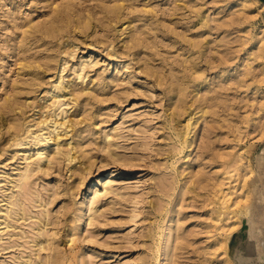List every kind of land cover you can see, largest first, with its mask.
Masks as SVG:
<instances>
[{
    "label": "rangeland",
    "instance_id": "rangeland-1",
    "mask_svg": "<svg viewBox=\"0 0 264 264\" xmlns=\"http://www.w3.org/2000/svg\"><path fill=\"white\" fill-rule=\"evenodd\" d=\"M68 2L73 6H69ZM234 2L237 3L236 0H0V105L6 94L11 92L9 88L16 84V100L25 101L27 108L30 107L24 111L25 116L20 115L18 109L13 113L4 110L6 114L0 109L3 117L0 131L5 137L9 136L5 133L11 119L16 117H21L24 127L37 130L45 114L42 111L45 107L40 108L42 113L38 111L39 106L51 103L47 92L53 88L60 75L64 76L65 82L70 80L67 83L69 85L76 81L80 84L77 85L78 88L88 86L101 92L100 85H93L97 76L101 75L110 86L114 84L106 87L104 94L100 92L97 97L101 101L94 99L93 102L89 98L90 103L86 107L82 103L87 101L81 100V105L74 106L71 105L72 96H65L64 101L71 99L70 104L62 106L68 109L71 105L67 116L65 114L66 119L71 118L69 123L73 119L80 121L74 127L78 131L85 129V132L81 131V135L85 137L78 138V134L70 137L71 127L68 125L71 124L66 122L67 129L65 124V129L62 130H68V135H64L65 131H61V128L58 133L61 135L63 132L60 139L67 150L70 149V144L76 146L77 150L71 148L75 150H71L74 158L71 163L67 159H63V162L61 160V163L56 164H60L59 166L55 165L47 174L34 178L31 182L34 191L45 196L54 194V201L48 207L53 213L50 212L51 218L53 217V221L57 220L54 221L57 224L51 222L47 226L51 234L45 238L50 242V250L46 248L40 252L43 261L46 259L45 264H55V261L58 264H264V255H261L264 253V236H258L264 234V121L259 117L262 111L259 110L258 99L262 98L249 88L254 83L264 88V76L257 68V63L262 60L259 51L248 47L262 18L259 13L253 14L257 3L242 1L234 5ZM260 3L264 5L262 0ZM62 4L70 13L63 12L64 18H60L61 23L58 24L60 27L64 25V20L61 19H66L68 27L67 23L70 21L67 19L70 14L75 20L80 13L79 18L82 21L85 18L86 21L78 25L87 24L84 26L88 29L72 27L74 24L71 26L69 23L70 28L65 26L67 29L63 27L60 30L67 39L63 35L65 39L59 37L60 40L55 38V41L51 37L50 40L43 33L42 38L40 30L44 25L48 22L50 23L45 27L56 24L53 21V16H56L54 6L57 5L58 10H64L58 8ZM115 4L122 9H117L120 7ZM107 5L111 7L108 11L112 12V6L118 11H114V8L111 14L107 11ZM103 7H107L106 12ZM60 11L57 12L61 14ZM50 13L55 14L52 15V20ZM46 19L51 20L52 25ZM39 22L44 24L41 29ZM32 24L38 25L39 29ZM36 29L40 32L34 34ZM23 32H27L26 35ZM28 32L33 34L29 35ZM134 34L138 40L131 37ZM73 35L75 36L71 37ZM129 37L133 41L129 40L128 45L126 39ZM134 40L141 43L134 45ZM68 45H72V48L67 49ZM66 46L67 51H73V54L67 52L72 57L62 52ZM114 52L117 53L113 54ZM247 54L248 57L245 58ZM47 56L54 57L50 58L53 67L39 73L38 70H24L19 65V60L34 62L35 58H42V61ZM65 57L67 63L61 65H66V68L58 69L54 61L62 62ZM84 58L92 67L84 82L80 83V78L76 79L72 70H76V62ZM35 73L41 77L40 83L34 86L24 83V80L30 79ZM196 78H202V81ZM112 79L115 82L111 83ZM86 82L88 83L85 84ZM199 82L197 86L196 83ZM118 95L122 97L118 98ZM179 98H183L186 103L182 100V104H179L181 109L173 108V103H178ZM31 103L32 106H29ZM182 105L186 106L187 111H183ZM81 109L84 116L87 115L85 117L91 116V122H83L85 117ZM173 113L177 117L176 121L171 120ZM189 115L192 117L190 121H193L189 134L192 143L180 152L178 146L181 140L171 126L181 128ZM37 116H41L40 121ZM34 119L39 121V125ZM0 123L2 124V120ZM29 124L31 125L27 126ZM105 133L109 135V143L121 155L120 158L113 159L103 150L102 145L108 144L106 141L103 143ZM30 139L28 144H14L15 146H5L8 142L0 140V199L5 192L14 191L19 194L18 188L12 187L9 180L15 177L20 164L23 167L27 163L21 158L24 156L21 154L22 148L26 145L32 147L33 151L30 150V153L35 155L32 152L40 146L39 143L32 142L33 138ZM78 142H81L79 147L85 151L90 163L87 157L82 156L81 159L82 150L79 152ZM238 152H241L239 161L250 163L251 172L247 173L245 182L239 172L232 170L234 155ZM91 161L92 165L88 167ZM80 164L90 168V171ZM74 167L82 172L70 173ZM114 168L116 172L114 176H110V171ZM246 170L240 171L244 173ZM77 174L86 175L85 178H79L81 181H77ZM98 175H102L104 181L109 179L112 187L105 193V197L103 195L101 199L92 198L89 201L88 190L96 183ZM75 181L79 182V186ZM243 183L247 193L244 192ZM220 188L224 189V193L232 192L226 205L219 202ZM253 188L257 190L254 194ZM245 195L248 196V203L253 206L250 209L252 215L244 212V207L239 205L242 200L236 206L231 202L239 198L244 200ZM22 196V204H27L32 214L40 210V207L34 206V202L28 199V195L26 200ZM3 205L4 201L0 200V222L4 221ZM95 206L98 211L94 215H100L96 218L91 215L90 217L95 218L92 221L91 218L87 219V215L90 213L89 209ZM66 207L68 212H63ZM72 207L76 208L72 210ZM83 212H86V216L79 224L78 218ZM250 217L253 219L251 226L256 224L258 231H254L253 236H249L248 231L231 236L235 230L246 229ZM259 217L262 218L258 219ZM66 221H69L68 224ZM32 222V219H20L18 222L14 220L10 221L13 224L10 227H4L5 223H0V264H25L28 260L33 261L34 243L29 240L32 239L33 242L36 236H31ZM169 225L173 231L165 229ZM69 228H73V231ZM170 232L171 235L167 236ZM73 235L76 242L69 241ZM57 245L58 248L55 247ZM247 245V253H244ZM45 251L47 257L44 255ZM53 251L54 254L51 253ZM49 255L52 258L55 255L56 260ZM67 256L73 258V261L66 260ZM35 259L34 257L33 262H36Z\"/></svg>",
    "mask_w": 264,
    "mask_h": 264
},
{
    "label": "bare ground",
    "instance_id": "bare-ground-1",
    "mask_svg": "<svg viewBox=\"0 0 264 264\" xmlns=\"http://www.w3.org/2000/svg\"><path fill=\"white\" fill-rule=\"evenodd\" d=\"M237 1V3L236 2H234V5H237V4H239L240 2L242 3V1H245V2H248L249 4H254V3H257V5H256V11L253 13V14H258L259 13V16H260V14H261V10H262V8H264V5H262L261 3H260V0H239V2H238V0H236ZM262 3H264V2H262ZM59 4V3H58ZM71 3L70 2H68V5L69 6H73V5H70ZM121 4V3H120ZM49 5V4H48ZM53 5V4H52ZM115 5H117V4H115ZM60 5H58V8L60 9V8H63V4L61 5V7H59ZM65 6H67V3H66V5ZM118 6V5H117ZM116 6V7H117ZM122 6V5H121ZM124 6H125V4H124ZM53 6H50V9L52 8ZM55 7V14H56V16L54 17L53 16V21H54V23H56L55 25H52V15H55V14H49V15H51V20H48V19H46L47 21L46 22H48V21H51V25L52 26H50V27H45L48 23H50V22H48L46 25H44L46 22H43V21H45V20H43L42 21V23H44V24H42L41 22H39V23H41V24H38V25H40L39 26V28L40 27H42L43 25H44V27H43V29L42 30H40V31H42V32H40V31H38L37 29H36V31L35 32H33L34 34H36V32L37 33H39L40 32V36H41V34L43 33L44 35H46V38L47 37H50V40H51V37L55 40V38H64V34H63V32L62 31H60V30H62V28L64 27L65 28V26L67 27V25H66V19H61V20H64L63 22L64 23H62V24H64V25H61V27L58 25L59 24V22H60V18H64V17H62V14H64L63 12L64 11H66L65 13L67 14V13H70V12H67V10H65L66 8H63L64 10H62V9H60V10H62V11H60V10H58V9H56L57 8V5H55L54 6ZM108 7V8H107ZM107 7H103L104 9H105V12H106V8H107V11H108V9H109V7L110 6H108L107 5ZM118 7H120V6H118ZM111 8V7H110ZM112 8L113 9H111L112 10V12H113V10H114V8L115 7H113L112 6ZM53 9V8H52ZM72 9L74 10V8L72 7ZM71 8H70V10H72ZM117 9H122L121 7L120 8H117ZM116 8H115V10L114 11H118ZM69 9H68V11H70ZM53 11V10H52ZM57 11H60V12H62L61 14L59 13V12H57ZM104 11V10H103ZM110 11V10H109ZM108 11V12H109ZM107 12V13H108ZM111 11H110V13L111 14H113ZM72 13V12H71ZM106 13V14H107ZM119 13L120 12H118L117 13V15H119ZM65 14V15H66ZM111 14H107L108 16L110 15L111 16ZM114 14H116V12H114ZM47 15V14H46ZM69 15V14H68ZM67 15V17L66 18H68L69 16ZM76 15H78L77 13H76ZM80 15V16H79ZM79 15L78 16H74L75 17V20H74V18L72 19V17H73V15H71L70 14V17L67 19V20H69L70 22V24H71V26L72 27H79L80 25H81V23L83 24L85 21H86V19L84 18V21H82V19H80L79 17H81V14L79 13ZM90 15V14H89ZM106 15V16H107ZM64 16V15H63ZM113 16V15H112ZM115 16V15H114ZM113 16V17H114ZM48 18H49V16H48ZM83 18V17H82ZM108 18V17H107ZM115 19H116V17H114ZM114 18H113V20H114ZM55 20H56V22H55ZM59 20V21H58ZM88 20V19H87ZM110 20H112L111 19V17H110ZM123 20H125V19H123ZM261 21L257 24V28H256V30L254 31V36H253V40H252V42H251V45H249L248 47L249 48H251V49H256V50H258L259 51V54H260V56H261V58H262V60L260 61V62H258L257 63V68H259V70H260V73H261V75L262 76H264V19H260ZM115 21V20H114ZM126 21V20H125ZM110 22V21H109ZM128 22V21H127ZM61 23V22H60ZM69 23H67L68 24V27L67 28H70L69 27ZM78 24H80V25H78ZM91 24V23H90ZM32 25H34V24H32ZM37 25V26H38ZM42 25V26H41ZM85 26L87 25V24H84ZM84 25H82V26H80V27H85ZM89 25V24H88ZM121 25V24H120ZM124 25V24H123ZM36 26V24L34 25V27ZM36 26V28H38ZM28 27V26H27ZM30 27V26H29ZM121 27H122V25H121ZM33 28V27H32ZM38 28V29H39ZM67 28H65V29H67ZM123 28H125V27H123ZM128 28V27H127ZM30 29H31V27H30ZM34 29V28H33ZM32 29V30H33ZM41 29V28H40ZM75 30H77V29H79V28H74ZM83 29H88V27H85V28H83ZM64 30V29H63ZM81 30V29H80ZM80 30H78V31H80ZM117 30V29H116ZM118 30H120V29H118ZM24 31V30H23ZM28 31H29V29H28ZM74 31V30H73ZM84 31V30H83ZM123 31H125L124 29H123ZM60 32H62V33H60ZM67 33H68V30L66 31ZM81 32V31H80ZM27 33V32H26ZM26 33L24 34V32L22 33V34H24V35H26ZM33 33H31V34H33ZM69 33H72V31H70ZM81 33H83V32H81ZM28 34H29V32H28ZM27 34V35H28ZM31 34H29V35H31ZM74 34V33H73ZM28 35V36H29ZM44 35H42V36H44ZM64 35V36H63ZM69 35V34H68ZM67 35V36H68ZM72 35V34H71ZM23 36V35H22ZM41 36V37H42ZM61 36H63V37H61ZM75 35H73V36H71V37H74ZM135 36V34L133 35V36H131V37H133V38H135L136 39V37H134ZM29 37H31V36H29ZM35 37V36H34ZM66 37V36H65ZM70 37V36H69ZM68 37V38H69ZM131 37H129V39H126V42H128V45H129V40H131ZM38 38V37H37ZM43 38V37H42ZM60 38H59V40H60ZM40 39V38H39ZM39 39H37V40H39ZM65 39V38H64ZM64 39H62V40H64ZM66 39H67V37H66ZM26 40V39H25ZM24 40V41H25ZM53 40V41H54ZM70 40H73V38H71ZM136 40H138V39H136ZM33 41V40H32ZM44 41H45V38H44ZM55 41H57V40H55ZM131 41H133V39L131 40ZM135 41V40H134ZM50 42V41H49ZM62 42V41H61ZM140 43H141V41H139ZM20 43H22V42H20ZM131 43V42H130ZM136 43H138V41L136 42L135 41V43L133 42V44L135 45ZM140 43H138V44H140ZM24 44V43H23ZM26 44H28V43H26ZM30 44V43H29ZM72 44V43H71ZM137 44V45H138ZM57 45V44H56ZM55 45V46H56ZM136 45V46H137ZM55 46H53V48L52 49H54V47ZM57 46H60V45H57ZM64 46V45H63ZM75 46H76V44H75ZM126 46V45H125ZM124 46V47H125ZM131 46H132V44H131ZM136 46H134V47H136ZM141 46V45H140ZM49 47V46H48ZM69 47H71L72 48V45L70 46V45H68V48H67V46L64 48V49H62L63 51L62 52H64L66 55H67V52H69V51H67V49H69ZM123 47V48H124ZM133 47V48H134ZM138 47H139V45H138ZM30 48V47H29ZM51 48V47H50ZM50 48H48V49H50ZM67 48V49H66ZM71 48H70V50H71ZM75 47H73V49H74ZM129 48V47H128ZM128 48H126V49H128ZM132 48V47H131ZM47 49V48H46ZM56 49V48H55ZM113 49V48H112ZM125 49V51H127V52H130V51H128V50H126ZM114 50V49H113ZM113 50H111V51H113ZM121 50H122V48H121ZM124 50V49H123ZM122 50V51H123ZM135 50V49H134ZM15 51V53H16V50H14ZM59 51V50H58ZM110 51V52H111ZM117 51V50H116ZM120 51V50H119ZM109 52V51H108ZM70 53V52H69ZM68 53V54H69ZM72 54H73V51L71 52ZM70 53V54H71ZM115 53H117V52H114L113 54H115ZM118 53H124V52H118ZM126 53V52H125ZM130 53H132V52H130ZM67 55V56H73V55ZM109 54V53H108ZM133 55H135V54H133ZM54 56V55H53ZM52 56V57H53ZM122 56V55H121ZM51 56H47V57H45L46 58V60H42V61H40L41 59H38V58H35V60H34V62H33V60H32V62H24L23 60H19L20 62H19V65H20V67L22 68V69H24V70H28V71H31V72H34L35 70H38L37 72L39 73V72H42V71H45L46 69H48V68H51V67H53V66H51V62H52V60L50 59V58H52ZM55 57V56H54ZM53 57V58H54ZM246 57H248V54L247 55H245V58ZM68 58H70V57H68ZM137 58H138V55H137ZM79 59H81V58H79ZM78 59V60H79ZM85 59V58H84ZM80 60L79 62H76L77 64H78V66L76 67V70H72L73 72H74V75H75V78L77 79V78H80V80H79V82L81 81L82 83L84 82V78H85V76H87V73H88V71L90 70V67H92V65H91V63H88L87 62V59H85V60ZM54 60V59H53ZM56 60V59H55ZM27 61V60H26ZM31 61V60H30ZM54 62H56V65L58 66V69H60L61 67H62V65L61 64H63L64 65V63L66 62L67 63V61H66V57H65V60L63 61V59H62V62L61 61H58V60H56V61H54ZM91 62V61H90ZM18 63V62H17ZM53 63V62H52ZM53 65V64H52ZM66 66V65H65ZM65 66H63L62 67V69L61 70H64V68H66ZM72 66H74V65H72ZM76 66V65H75ZM69 68H71V67H69ZM40 70V71H39ZM61 70H60V72H61ZM59 72V71H58ZM38 73H35L33 76H31V78L30 79H28V80H24V83H26L28 86H34L35 84H37V83H40V78L41 77H39V75H38ZM58 77H59V79H58ZM57 77V82H55V84H53V88H51V90L49 91V92H47L48 93V95H49V100L51 101V103H47V105H45V104H42V105H40V103L38 104V106H39V109L41 108L42 109V107H43V109H44V107H45V109L44 110H42L43 112H45V114H43V117L41 118V116H40V118L42 119V123L40 122L39 124H41L38 128H37V130L35 131H32L33 129L31 128V130L30 129H28L29 127H24V122L23 121H21V117H16V118H13V119H11V123H10V125L8 126V128H7V131H6V133L5 134H8L9 136H7V137H5L4 136V133H2V130L0 131V140H4V142L6 141V142H8V140L10 139L11 141H9L8 143H9V145H8V143L7 144H5V146L7 145V146H15L14 144H23V143H29V142H31V141H29V142H27L29 139H30V136H31V139L30 140H32V138H33V143L34 144H36V143H39V145L40 146H38V147H36L34 150V152H32L33 154H35V155H32L31 153H30V150L32 149V147H27V145H26V147H24V148H22V155H24V156H21V158H22V160L23 159H25V161L27 162L26 164L24 163V165H23V167H20V165H19V168H18V170H16L17 172H15L16 173V175H15V177L13 176L9 181H11L12 182V187H17L18 188V193L20 194L21 192V196L24 194V196H22V197H25V198H23V199H25L26 200V198L28 197V199H30V201H33L34 202V206H38V207H40V210H38L35 214H32L31 213V210H30V208L28 209V206H27V204L25 205V204H22V201H21V196L19 197V194H15L14 193V191H11L10 193H8V192H5L3 195H2V198L0 199L1 201L3 200L4 201V207L2 206V211H5V214H4V212L2 213V211H1V213L3 214V216L2 217H4L3 219H4V221L3 222H0V223H5V225H4V227H10V226H13V224L12 223H10V221H14V220H16V222H18L20 219H22V220H26V219H32L33 220V224L30 226V228H31V236H33L32 238H34L35 236V238H34V240H33V242H32V239L31 240H29V242L31 241V243L33 244L34 243V246H32V247H34V250H35V252H33L32 250V252H33V256L36 258L35 260H36V262H33L34 261V257L32 258L33 259V261L31 262V261H29L28 260V262L27 263H25V264H45V262H46V259L43 261V255H42V257H41V254H40V252H42V250H45L46 248H48V245H49V240H47L46 238H45V236H49V234H51V233H49V228H47V226L49 225V224H51V222H52V224L53 223H55L54 221H56L57 222V220H54L53 221V217L51 218V214H50V210H49V208L50 207H48V204L50 203V204H52V201H54L53 200V198H52V196L54 195V194H49V195H47V196H45V195H43L42 193H39L38 191H34L33 190V188H31V186H33V184L31 183V182H33L32 180L35 178H38V177H40V176H42V175H44V174H47L48 173V171L49 170H51V169H53L54 167H55V165L57 164V163H61L60 161L62 160V162L64 161V160H70V161H68L69 163H71V161H72V159L74 158V154H72V152H75V150L73 151L72 149L73 148H75L76 150H77V148H76V146L75 145H72L71 146V144L69 145L70 146V149H68L67 150V148H65L66 147V145H64V144H62L61 142H62V138H61V135H63L62 133L64 132V135L66 134V135H68V130H62V129H65L64 128V125L66 126V129H67V125L68 124H71V125H68V127L70 126L71 127V133H70V137H74V135H76V134H78L79 136H78V138H84L85 136H83V135H81V131H83V132H85L83 129H81L80 131H78V128L76 129L75 127L78 125V124H80L79 122L80 121H75L74 119H73V116H71L72 117V123H69V121L71 120V118L69 117L68 119H66V116H67V110L69 109V107L71 106V105H74V106H77V105H81V100H85V101H87L86 103H82V106L83 107H86V106H88L89 105V103L90 102H88V100H90L91 99V101H93L94 99H95V101H101V99L99 100V98L97 97L99 94H100V90H96V89H92V88H90V87H88V86H85V87H83V88H78V86L77 85H80L78 82H72L71 83V85H69V84H67L68 83V81H70V80H67L66 82L64 81V76H62L61 77V75L60 76H58ZM174 78H176V77H174ZM177 79V78H176ZM196 79H199V78H196ZM195 79V80H196ZM201 79V80H200ZM199 79V81H202V78H200ZM87 80V79H86ZM180 79H178V81H179ZM177 81V80H176ZM175 81V82H176ZM80 82V83H81ZM91 82H92V80H91ZM113 82H115V80L114 79H112V81H111V83H113ZM197 82H198V80H197ZM88 82H86L85 84H87ZM89 84H90V82H89ZM100 85V87L99 88H101L102 89V94H104V89L107 87H111V86H114V84H112L111 86L107 83V82H105V79L101 76V75H99V76H97L96 77V80H95V82H93V85ZM181 84H182V82H181ZM199 84H200V82L199 83H196V85L197 86H199ZM83 85V84H82ZM52 87V86H51ZM173 88H175V87H173ZM172 88V89H173ZM250 90L254 93V94H256V95H260V98H262V99H258V101H259V110L260 111H262V114H264V88H262L261 86H259V84H253V85H251L250 87ZM10 90L9 91H11V92H9V93H7L6 94V97L3 99V102L1 103V105H0V109H3V110H1L2 112H4V110H5V112H14V110L15 109H18L20 112V115L21 114H23L24 116H25V114H24V111L26 110V108H27V102H23V101H21V100H19V101H17L16 100V98L18 97V95L16 94V89H17V85L16 84H13L10 88H9ZM175 90V89H174ZM183 90V89H182ZM176 91H178V90H176ZM179 93V92H178ZM175 94H177V93H175ZM47 95V96H48ZM69 95V97L70 96H72L71 98H72V101H73V103L68 107V109H67V107H66V109L64 108V107H62L63 105H66V103H69L70 101H71V99H70V101H67V100H65L64 101V98H65V96H66V98H67V96ZM44 97V96H43ZM92 97V98H91ZM118 98H120V97H122V95H118L117 96ZM65 98V99H66ZM90 98V99H89ZM40 99V98H39ZM97 99V100H96ZM68 100H69V98H68ZM178 100V99H177ZM182 100L184 101V99L183 98H179V102L177 103L176 102V104H175V102L173 103L174 105H173V108H179V109H181L182 107L180 106L181 104H182ZM40 101V100H39ZM41 102V101H40ZM94 102V101H93ZM185 102V101H184ZM183 102V103H184ZM29 103V102H28ZM34 103V102H33ZM42 103V102H41ZM71 103V102H70ZM69 103V104H70ZM181 103V104H180ZM186 103V102H185ZM184 103V104H185ZM35 104V103H34ZM180 104V105H179ZM44 105V106H43ZM186 105V104H185ZM29 106H32V103H31V105H29ZM90 106H92L91 104H90ZM183 107H184V109H185V107L186 106H184V105H182ZM79 107V106H78ZM93 107V106H92ZM92 107H90V108H92ZM30 108V107H29ZM29 108H27V109H29ZM35 108V107H34ZM34 108H32L31 110H33ZM37 108V107H36ZM82 108V107H81ZM41 109L40 110H38V111H41ZM65 109V110H64ZM78 109V108H77ZM83 109V108H82ZM82 109H81V113L83 112L82 111ZM88 109V108H87ZM183 109V111L185 112V111H187V109H185L184 110ZM80 110V109H79ZM27 111V110H26ZM35 110H33V112H34ZM36 111H37V109H36ZM37 111V112H38ZM41 111V112H42ZM87 110H85V112H86ZM174 111H175V109H174ZM4 112V113H5ZM42 112V113H43ZM76 112V111H75ZM74 112V113H75ZM177 112H180V113H182V111L181 110H177ZM40 113V112H39ZM72 113V112H71ZM81 113H80V115H81ZM179 113V114H180ZM189 113H191V112H189ZM6 114V113H5ZM4 114V115H5ZM63 114H64V118H63ZM65 114H66V116H65ZM85 114V113H84ZM84 114L82 113V115H83V117H85V116H87V115H85L84 116ZM88 114V113H87ZM176 114V113H175ZM178 114V113H177ZM262 114H260L259 115V117L261 118L260 120L261 121H264V115H262ZM3 115V116H4ZM22 115V116H23ZM30 115H32V114H30ZM29 115V116H30ZM35 115V114H34ZM39 115V114H38ZM42 115V114H41ZM172 115H174V113L172 114ZM190 115H192V114H190ZM190 115H189V117H187L186 118V122L185 123H183V124H181V128L179 127V126H171L172 128H174V129H172V131L173 132H175L176 131V134L175 135H177V138H180V140H181V142H180V145L178 146L179 147V151L181 152L183 149H185V148H187V147H189L190 145H191V143H192V140H191V137H189V134H190V132H191V126H192V128H193V124H192V122L190 121L191 120V118L192 117H190ZM33 116V115H32ZM179 116V115H178ZM38 118L37 119H39V121L41 120L40 118H39V116H37ZM58 117H60L59 119H58ZM175 117H176V115H174V116H172V118H171V120H174L175 119ZM7 118V117H6ZM5 118V119H6ZM27 118V117H26ZM25 118V119H26ZM24 119V120H25ZM35 120L36 122V124H37V121L38 120ZM63 119H66V120H63ZM81 119V118H80ZM176 119H177V117H176ZM176 119H175V121H176ZM0 120H2V124L0 125V127L3 125V117H1V115H0ZM7 120V119H6ZM6 120L4 121V122H6ZM31 120V119H30ZM77 120V119H76ZM79 120V119H78ZM84 120L85 121H83V122H85V123H89V121L90 120H92L91 119V116L89 115V117H85L84 118ZM185 120V119H184ZM27 122H29L28 120H26ZM38 121V122H39ZM254 121H256V120H254ZM9 122V121H8ZM66 122H68V124L66 123ZM91 122V121H90ZM178 122V121H177ZM176 122V123H177ZM7 123V122H6ZM26 123V122H25ZM30 123V122H29ZM35 123H33V125L35 124ZM94 122H92V124H93ZM179 123H180V121H179ZM27 124V123H26ZM39 124H37V125H39ZM77 124V125H76ZM31 124H29V125H27V126H30ZM36 125V126H37ZM86 126L88 125V124H85ZM177 125V124H176ZM75 126V127H74ZM170 127V128H171ZM182 127H183V129H182ZM2 128V127H1ZM59 128H61V131H63V132H61V135L59 134L60 132H59ZM82 128V127H81ZM3 129H4V126H3ZM6 129V128H5ZM59 129V130H58ZM88 129V127L86 128V130ZM89 129H90V126H89ZM57 131V132H56ZM90 131V130H89ZM59 132V133H58ZM105 137H103L104 139H103V143H105L104 141H106V142H108V144H103L102 145V147H103V150L105 151V152H107V154L109 155V156H111V157H113V159H118V158H120L121 157V155H119L118 153H117V151L115 150V149H113L112 148V143H109V138H108V134L107 133H105V134H103ZM27 137H29V139H27ZM61 138V139H60ZM106 139H108V140H106ZM18 140H20V141H18ZM40 141H41V144H40ZM67 141V140H66ZM77 141H80L79 139L77 140ZM3 142V143H4ZM68 142V141H67ZM70 142V141H69ZM76 142V141H75ZM33 144V145H34ZM68 144V143H67ZM73 144V143H72ZM2 145V144H1ZM0 145V146H1ZM4 146V145H3ZM35 146V145H34ZM68 146V145H67ZM68 146V147H69ZM81 147V142H78V150H79V152L82 150V149H80V147ZM177 147V148H178ZM1 148V147H0ZM3 148V147H2ZM72 148V149H71ZM8 150V149H7ZM21 150V149H20ZM71 150H72V152H71ZM178 150H177V152H178ZM31 151H33V150H31ZM174 151H176L175 149H174ZM79 152L77 153V154H79ZM237 155H234V157H235V161H234V163H233V167H232V170H234V171H236V172H239V174L241 175V176H243V180H244V182H245V178L248 176L247 175V173H250L251 172V169L249 168V165H250V163H246V161L244 160L243 162L242 161H239V159H238V157H241V152H238V153H236ZM75 155H76V153H75ZM65 158H64V157ZM82 156H84V157H87L86 156V153H85V151L84 150H82V155H81V157ZM63 157V158H62ZM76 157H77V155H76ZM80 157V158H81ZM79 158V159H80ZM89 157H87V160L89 161V163H90V160L88 159ZM123 158V157H122ZM121 158V159H122ZM64 159V160H63ZM75 159H77V158H75ZM81 159H83V157L81 158ZM128 159V158H127ZM127 159H126V161H127ZM120 160V159H119ZM125 159H123V161H124ZM24 161V160H23ZM73 161H75V160H73ZM84 163V162H83ZM88 163V167L90 166V165H92V161H91V164H89ZM75 164V163H74ZM60 164H58V165H56V166H59ZM71 165V164H70ZM81 165V164H80ZM83 165L84 164H82L81 166L83 167ZM85 165H86V163H85ZM87 166L86 167H83V168H87ZM82 167H80L82 170H83V168ZM17 168H15V169H17ZM68 169H70V171H71V167H69ZM87 169H89V171H90V168H87ZM246 169H248V170H246ZM240 170H246L244 173H242ZM75 171H77V168L76 167H74L73 168V172H70V173H74ZM81 171V170H80ZM79 171V172H80ZM87 171V170H86ZM78 171L77 172H75V174L76 173H79ZM82 172V171H81ZM84 172V171H83ZM88 172V171H87ZM114 172H116V168H114L113 170H111L110 171V176H114ZM14 173V174H15ZM82 173H80V175H81ZM87 174V173H86ZM85 174V175H86ZM237 174V173H236ZM73 175V174H72ZM80 175H78L77 174V181H79L80 179L79 178H81L82 176H80ZM85 175L83 176L84 178H85ZM80 176V177H79ZM101 176L102 175H98L97 177H96V183H94L90 188H89V190H88V193H89V197H87V199L89 200V201H91L92 200V198H100V197H102L103 198V195H104V197H105V195L107 194L106 192L107 191H109L110 189H111V184L112 183H109V179L108 180H106V181H104V179L105 178H101ZM237 176H238V174H237ZM10 177V176H9ZM82 177V178H83ZM255 177H256V174H254V177H253V179H255ZM8 179V178H7ZM242 179V178H241ZM77 181H75L74 183L75 184H78V183H76ZM81 181V180H80ZM80 183H82V182H80ZM32 184V185H31ZM75 184H73L74 186H75V188H76V185ZM72 185V184H71ZM101 186V187H98V186ZM74 186H72V188L71 189H73V187ZM78 186H79V184H78ZM77 186V187H78ZM225 186V185H224ZM229 186V185H228ZM242 186L244 187L243 189H244V192H246L245 191V183H243L242 184ZM230 189H231V185H230V187H229ZM30 189H31V191L33 192H30ZM78 189V188H77ZM230 189H228V190H230ZM220 190H221V192H220V196H218V198L220 199L219 200V202L221 203V204H223V205H226L227 203H228V199H230V194L232 193L231 191H229L228 193H224L223 192V190H222V188H220ZM227 191V190H226ZM257 190H256V188H253L252 189V192H253V194L256 192ZM106 193V194H105ZM109 193V192H108ZM247 193V192H246ZM30 194H32V196L30 197L29 195ZM28 195V196H27ZM248 195V194H247ZM247 195H245V198H244V200H243V198H239V199H234V201H231L232 202V204L234 205V203H235V206H236V203L237 204H239L240 203V201L239 200H242L241 201V204H239L241 207L243 206L244 207V209H245V211L244 212H246L248 215H252V214H250L251 213V208L253 207L252 205H250L249 203H248V196ZM27 196V197H26ZM90 196H91V198H90ZM85 197V198H86ZM87 199H85V200H87ZM101 199V198H100ZM95 200V199H94ZM99 200V199H98ZM233 200V199H232ZM88 201V202H89ZM97 201V200H96ZM26 202V201H25ZM27 202H28V200H27ZM83 202V201H82ZM28 203H30V202H28ZM89 203H91V202H89ZM93 203H95L94 201H93ZM93 203H91V204H93ZM49 204V205H50ZM82 204V203H81ZM84 204V203H83ZM90 204V205H91ZM253 205H254V202H253ZM229 206V205H228ZM235 206H234V208H235ZM237 207H238V205H237ZM71 208V207H70ZM69 208V209H70ZM73 208V207H72ZM76 207H74L72 210H74ZM28 209V210H27ZM65 209V208H64ZM241 208H239V210H240ZM66 210H68V208L66 207V209L65 210H63V212L64 211H66ZM91 210V211H90ZM98 211V209L96 208V206H95V208L93 207H91L90 209H89V214L87 215V219H89V218H91V220L92 221H94L93 219H95L96 218V216L99 214H97L96 216L94 215L96 212ZM66 212H68V211H66ZM70 212L71 211H69V214H70ZM231 212V211H230ZM238 212V211H237ZM236 212V213H237ZM52 213V212H51ZM53 214V213H52ZM61 214L63 215V213L61 212ZM68 214V213H67ZM244 214V213H243ZM65 215V214H64ZM74 216H77V215H75V214H73ZM72 215V216H73ZM95 216V218L94 217H90V216ZM100 215V214H99ZM246 215V214H245ZM85 216H86V212H83V214L82 215H79V218H78V222L77 223H81L83 220H84V218H85ZM247 216V215H246ZM225 217H227V216H225ZM245 217V216H244ZM75 218V217H74ZM93 218V219H92ZM260 218H262V217H259L258 219H260ZM6 219H7V221H6ZM73 219V218H72ZM86 219V220H87ZM97 219H99L98 217H97ZM250 219H252L251 217H250ZM250 219H249V224L247 225V227H246V229H238V230H235V231H233L232 233H231V236H236L237 235V233H239V232H247L248 231V235L249 236H253V233H254V231H256L257 229H258V227L256 226V224L254 225V226H251V223L253 222V219L250 221ZM65 220H67V219H65ZM77 220V219H76ZM73 221H74V219H73ZM92 221H91V223H92ZM220 221H221V219H220ZM63 222V221H62ZM68 222L69 221H66V223L68 224ZM87 222V221H86ZM22 223V222H21ZM74 223V222H73ZM88 223H90V220H89V222ZM55 224H57V223H55ZM64 224V223H63ZM73 225V224H72ZM75 225H77L76 223H75ZM244 225V224H243ZM70 226V225H69ZM15 227H17V226H15ZM73 227V226H72ZM238 227V226H237ZM245 227V226H244ZM172 228V226L171 225H169L168 227H166L165 229L167 230V231H169V230H172L173 231V229H171ZM69 229H71V228H69ZM73 229V228H72ZM71 229V230H72ZM237 229V228H236ZM7 230H8V228H7ZM70 231V230H69ZM73 231V230H72ZM161 231V230H160ZM258 231V230H257ZM25 232V231H24ZM13 233V232H12ZM12 233H10V234H12ZM17 233V232H16ZM73 233V232H72ZM71 233V234H72ZM76 233V232H75ZM162 233H164L163 232V230H162ZM161 233V234H162ZM19 234V233H18ZM27 234V233H26ZM25 234V235H26ZM160 234V233H159ZM171 235V232L170 233H167V236H170ZM24 236V235H23ZM68 236V235H67ZM72 236V235H71ZM74 237H70L71 239L69 240V241H71V240H74V242H76L75 240H76V237H75V235H73ZM78 236V235H77ZM258 236H264V234H258ZM79 238V237H78ZM66 240V239H65ZM80 242H81V240H79ZM69 243V242H68ZM67 243V244H68ZM249 244V243H248ZM50 247V246H49ZM56 248H58V245L57 246H55ZM55 247H53V248H55ZM59 247H61L62 248V246H59ZM167 245L165 246V249H167ZM65 248H66V246H65ZM247 248H248V245H247V247H246V249H245V251L243 250V252L245 253H247ZM49 249V248H48ZM50 250V249H49ZM52 250V249H51ZM55 250V249H54ZM57 250V249H56ZM249 250V249H248ZM47 251V250H46ZM44 252V255H45V253H47V252ZM31 252V253H32ZM54 252L55 251H53V252H51V253H53L54 254ZM58 252V251H57ZM43 254V253H42ZM48 254H49V252H48ZM31 255V254H30ZM29 255V257H31ZM55 255H56V253H55ZM54 255V256H55ZM63 255L64 256H66L65 254H64V252H63ZM261 255H264V253H261ZM46 256V255H45ZM48 256V255H47ZM46 256V257H47ZM53 256V255H52ZM54 256H53V258H54ZM28 257V258H29ZM49 257L51 258V259H53L50 255H49ZM48 257V258H49ZM58 257V256H57ZM45 258V257H44ZM49 258V259H50ZM76 258L78 259V257L76 256ZM55 259V258H54ZM53 259V260H54ZM262 259H264V258H262ZM31 260V259H30ZM48 260V259H47ZM56 260V259H55ZM54 260V261H55ZM62 260H64V259H62ZM66 260H72L73 261V258H70V257H66ZM24 261V260H23ZM22 261V262H23ZM25 261H27V260H25ZM50 262H52L51 260H50ZM57 261H55V264H58V263H56ZM78 262V261H77ZM82 262V261H81ZM239 262H241V261H239ZM47 263V262H46ZM52 263H54V262H52ZM51 263V264H52ZM86 263V262H85ZM60 264V263H59ZM76 264H78V263H76Z\"/></svg>",
    "mask_w": 264,
    "mask_h": 264
},
{
    "label": "built area",
    "instance_id": "built-area-1",
    "mask_svg": "<svg viewBox=\"0 0 264 264\" xmlns=\"http://www.w3.org/2000/svg\"><path fill=\"white\" fill-rule=\"evenodd\" d=\"M262 2H264V0H262ZM260 17H261L262 19H264V8H262V10H261Z\"/></svg>",
    "mask_w": 264,
    "mask_h": 264
}]
</instances>
